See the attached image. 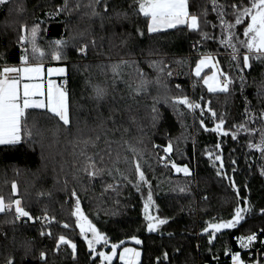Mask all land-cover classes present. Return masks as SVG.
<instances>
[{
	"label": "trees",
	"instance_id": "1",
	"mask_svg": "<svg viewBox=\"0 0 264 264\" xmlns=\"http://www.w3.org/2000/svg\"><path fill=\"white\" fill-rule=\"evenodd\" d=\"M219 2L230 4L237 0ZM119 3L130 19L115 29L111 25L101 28L98 18L89 20L86 15L91 11L87 7L89 0H68V10L59 15L49 13H55L64 0H10L9 4L0 5V67L20 63V26L27 24L31 28L39 24L37 43L46 53L41 62L66 68V76L60 80L67 79L68 82L71 115V124L63 126L50 113L45 115V110H29L31 142L15 148L0 146V196L6 202L20 199L33 217L47 214L55 218L50 224L41 219L13 224L8 222L13 219V213H0V264H8L10 258L14 264H45L40 259L41 252L45 253L47 264H93L87 244L75 226V217L71 215L75 201L71 197L73 190L80 198L85 215L111 243L125 241L120 248L131 245L141 251V264H156V258L162 257L164 252L169 254L171 264H231V256L225 254L226 247L232 252H240L243 260L255 248L264 255V244L261 243L264 241V231H261L264 229V214L261 213L264 209V176L260 175L264 159L259 151L247 147L250 141L258 143L260 130H264V121L259 118L264 110V66L253 59V67L241 73L235 61L229 63L228 52L219 45L220 29L212 27L213 23L219 22L216 13L211 11L210 0H190L191 13L199 15L205 7L209 9L207 19L210 23L203 30L215 36L196 47L193 44L200 40L198 33L183 28L149 34L147 18L142 14L133 15V9L129 7L133 0H119ZM18 4L24 8L20 14L16 11ZM97 11H103L102 4L97 6ZM204 19L201 16V21ZM226 19L233 21L234 18L229 15ZM246 24L247 20L237 26L241 40L245 39L243 28ZM137 28L144 32L143 36L137 33ZM56 39L70 41L64 50L66 59L61 61L50 56L49 43ZM92 41H95L94 45ZM84 44L88 45L86 56L77 51ZM245 51H240L241 63ZM207 54L215 55L219 67L233 79L229 93L208 92L203 79L192 73L197 57ZM122 60L128 63L121 64L119 75L114 78L111 65ZM153 61L163 62V72L149 66ZM140 73L152 83L146 91L136 93L133 89L140 80ZM207 73L209 70H204L201 77ZM241 75L246 81L243 92ZM157 77L159 84L155 83ZM89 80L108 87V97L98 110H94L95 102L88 99L92 91L87 83ZM166 95L187 96L201 104L203 116L201 109L189 111L184 106H180L183 115H178L170 104L164 103ZM155 99L160 100L156 107L162 118L153 126L151 109ZM246 102L249 113L256 117L247 124L249 129L257 130L253 135L241 131L233 140L231 135L218 136L201 128V120L206 127L212 128L223 116V129L235 132V125L248 119ZM209 107L217 113L215 120L207 111ZM110 109L115 111L110 112ZM110 115L112 119H108ZM97 135L100 139L95 146L82 142L95 140ZM124 141L134 146L139 154L142 170L151 185L156 216L169 220L156 232L146 231L143 206L148 186H142L139 191L133 186L137 179L134 171L137 156ZM169 141L173 151L161 161L159 157L165 156L163 148ZM217 143L222 146L223 172L235 180L240 197L250 202L252 213L246 215L237 228L218 233L213 245H208L207 234H202L208 222L229 220L238 203L248 207L242 200H237L229 179L216 175V167L207 153L212 151L215 155ZM117 154L120 159L114 165ZM87 156L96 160L97 167H115L119 171L90 179L82 170ZM99 156H104L103 164ZM232 160L236 163L232 164ZM171 162L187 165L192 175L185 177L175 172ZM13 183L17 185L15 194ZM184 186L187 191L180 192L179 188ZM65 223L68 228L63 227ZM41 231L51 232V235H41ZM169 233L173 235L169 236ZM251 233H256L258 239L250 249H241L236 237ZM60 235L77 245L75 259L67 245L57 250ZM132 236L143 243H132ZM214 256L217 259H213ZM98 263L96 257L95 264ZM113 264L121 262L116 257Z\"/></svg>",
	"mask_w": 264,
	"mask_h": 264
},
{
	"label": "snow or ice",
	"instance_id": "2",
	"mask_svg": "<svg viewBox=\"0 0 264 264\" xmlns=\"http://www.w3.org/2000/svg\"><path fill=\"white\" fill-rule=\"evenodd\" d=\"M9 2L10 0H0V5H7ZM210 2L211 11L216 13V20L219 22L218 24L213 23L212 27H219L220 29L219 45L223 46L225 51L228 52L229 63L231 64L235 61V66L239 68L241 73H243L245 69L253 67V59L264 66V0H237V2L230 4H221L219 0H210ZM101 4L103 5L102 12L97 11V6ZM76 7L79 8L80 5L77 4ZM87 7L91 9L90 13H86L89 20L98 18L101 28H104L106 25H111V27L115 29L116 26H123V24L130 19L127 10L121 7L119 0H89ZM129 7L133 9V15L142 14L147 18V32L149 34L160 33L169 29L182 30L183 28H186L192 33H198L200 36V40L196 41V43L193 44V47H196L197 44L203 41L215 39L214 35L203 30L204 27L210 23L207 19L209 9L205 7L199 15L191 13L189 10L190 0H133V4L129 5ZM66 10H68V0H64L63 6L58 7L55 13H49V15H59L60 12ZM16 11L17 14L22 13L24 11L23 6L18 4ZM229 15L234 18L233 21L226 19ZM201 16L205 17L203 21H201ZM246 20V27L243 28V36L245 39L241 40L237 34V26L243 25ZM20 31L22 34L18 36V42L22 47V55L20 56L19 65L5 64L0 67V146L12 148L20 146L25 142H31L33 132L32 129L28 127V117L30 115L29 110H45V115L50 113L53 118H58V123L62 122L63 126H69L71 124L67 79L61 84H57L53 80L48 79L46 88L43 83L44 66L41 61L46 53L37 43L40 25L34 24L29 28L27 24H22L20 26ZM136 31L140 36L144 35V32L139 28H137ZM92 43L94 45L95 41H92ZM124 43L127 44L128 41L125 40ZM69 44L70 41L66 39H56L51 41L49 43V47L51 48V59L56 61L66 59L64 50L69 47ZM28 46H30V50ZM229 49L231 50L230 52L228 51ZM241 49L246 50L242 56V63L240 57ZM77 51L81 55L86 56L88 45L84 44L79 46ZM33 60L37 62L33 63ZM127 63L128 61L122 60L119 64L111 65L114 78L119 75L121 64ZM162 63V61H153L149 66L158 72H163V68L161 67ZM218 65L219 61L216 60L214 56L210 54L203 55L196 64L194 70L195 76L203 79V83L207 87L208 92L229 93L234 81L231 76L223 72ZM205 68H212L214 71L211 75L201 77V73ZM54 73L66 76V68L58 67L47 69V75L49 77ZM168 75L171 76L172 73L169 72ZM239 78L241 82V92H243L246 83L245 77L241 75ZM87 83L92 90L88 99L95 102L94 110H98L102 106L101 102L106 101L108 97V87L101 86L100 84H93L90 80ZM150 83H152V81L147 80L145 75L140 73V80L133 91L136 93L146 91ZM155 83H160L159 77H157ZM163 86L167 88V85ZM129 87L131 88L132 86L129 85ZM177 88H179V85H177ZM157 103H160L159 99L154 100L151 109L153 113V126H155L156 122L162 118V114L156 107ZM164 103L170 104L178 115H183V113L180 112V106L186 107L189 111L201 109V115L203 116L204 114L201 104L191 101L187 96L166 95L164 97ZM80 107L83 108V105ZM114 111L115 109H110V112ZM207 111L210 112L213 120L217 118V113L210 107ZM245 114L248 119L241 124L235 125L236 131L232 133L223 129L225 123L223 116L219 117V122L215 123V126L212 128L206 127L203 120L200 121V125L206 132H212L218 136L231 135L232 139L236 140L241 131L248 133L249 136L257 131L256 129H249L247 127L249 120L256 119L255 116L249 113L247 102ZM259 118L264 121V110L261 111ZM108 119H112V116L110 115ZM86 122L87 121H85V123ZM113 123H115L114 120ZM116 130L118 131L119 129ZM124 131L127 132L128 130L125 129ZM99 139L100 137L97 135L95 140L89 139L82 142L85 145L91 143L95 146V142ZM124 143L127 144L130 151L137 156V159L134 161V171L137 179L133 186L137 191H139L144 185L148 186L147 197L143 206L146 231L149 233L156 232L162 225L168 224L169 220L168 218H160L159 216L151 214L150 209L154 206L151 185L146 178L145 172L142 170L139 162V154L135 147L128 141H124ZM154 147L160 146L154 145ZM247 147L259 151L261 153V158L264 159V130H260L259 142L252 143L250 141L247 144ZM215 149L218 150L215 155L212 151H208L207 154L212 161L213 166L216 167V175L221 178L229 179L230 186L233 188L237 200H242V202L248 205V207H241L238 203L231 219L221 220L220 222H208L202 231V234H207L208 236V245H213V242L217 239L218 233H222L223 230L237 228L243 221H245L246 215H251L252 213L250 202L246 198L240 197V189L237 187L235 180L228 177L227 174L223 172L224 162L221 144L217 143ZM172 151L173 144L169 141L167 146L163 148L165 156L159 157V159L161 161L166 160ZM81 154L84 155L83 152ZM96 155H99V153ZM109 156H111L110 152ZM119 159V154H117L114 165L119 162ZM99 160L100 163L103 164L104 156H99ZM125 161H127V157H125ZM231 163L235 164L236 161L232 160ZM167 166L168 165L165 164V167ZM171 167L175 169L177 173H183L185 177H190L192 175L187 165L178 167L174 162H171ZM82 170L87 173L90 179L102 177L105 174L112 175L114 170L117 172L119 171V169L115 167L112 169L97 167L96 160L92 156L86 157V166ZM235 170L236 169L233 168V172H235ZM260 175L264 176V168H261ZM124 179L128 178L124 177ZM129 182L131 183V181ZM108 187L111 188L112 185H108ZM245 187L247 186L245 185ZM179 191H187V186L180 187ZM12 192L14 194L17 192V185L15 183L12 184ZM71 197L75 198L73 205L74 210L71 212V215L75 217V226L79 228V235L87 244L93 264H95L96 257H99L100 264H113V260L118 254L117 250L121 245L125 244V241L110 244L109 237L102 231L98 230L96 225L85 215L81 207L80 198L75 190L71 192ZM205 199H207V197H205ZM0 213H13V219L8 221L13 224L18 221H23L24 223H27L28 221L35 222L37 219H41L50 224L55 219L54 217L50 218L47 214L42 217H33L31 213L26 211L22 206L20 199L6 202L3 196H0ZM261 213L264 214V209H261ZM63 227L68 228L69 225L65 223L63 224ZM261 231H264V229ZM40 234L50 236L51 232L45 233L41 231ZM89 234H91L90 238ZM172 235V233H169V236ZM131 239L136 245H141L143 243L142 240L136 236H132ZM257 239L258 237L256 233L236 237L241 249H250ZM261 243L264 244V241H261ZM62 245H67L71 249L72 257L75 259L77 255V245L64 235H60L56 244L57 250ZM98 245H102L103 247H108L110 245L111 251H97ZM176 251L179 252L180 249H176ZM225 254L231 256V264H248V262L242 259L240 252H232L231 249L226 247ZM141 255V251L136 248L124 247L123 250L119 252V261L121 264H141ZM40 259L44 260L45 264H47L44 252L40 253ZM213 259L217 258L214 256ZM165 261H167L168 264H171L167 252H164L162 257L156 258V264H164ZM8 264H14V261L10 258ZM253 264H260V261H254Z\"/></svg>",
	"mask_w": 264,
	"mask_h": 264
},
{
	"label": "rangeland",
	"instance_id": "3",
	"mask_svg": "<svg viewBox=\"0 0 264 264\" xmlns=\"http://www.w3.org/2000/svg\"><path fill=\"white\" fill-rule=\"evenodd\" d=\"M203 56V55H202ZM202 56H199V57H197V60H196V63H195V65L192 67V73L195 75V73H194V70H195V68H196V64L198 63V61H199V59H201L202 58ZM212 56H214L215 57V59H216V56L215 55H212ZM219 66V65H218ZM204 70H209V73H207L206 75H211L212 74V72L214 71V69H212V68H205ZM203 70V71H204ZM51 80H53L55 83H57V81L56 80H54V79H51ZM43 83H44V86L46 87L47 86V83H46V81L45 80H43ZM58 84V83H57ZM204 84V83H203ZM178 167H183V166H179V165H177ZM174 171H175V169H174ZM176 172V171H175ZM181 174H183V173H181ZM184 175V174H183ZM145 200H146V198H145ZM145 202V201H144ZM154 210H155V207L153 206L151 209H150V211H151V214L152 215H155L156 216V214H155V212H154ZM143 215H144V212H143ZM231 219V218H230ZM78 228V227H77ZM78 231H79V228H78ZM90 236H91V234H89V238H90ZM110 244H111V242H110ZM125 247H129V246H125ZM136 248V247H135ZM137 249V248H136ZM123 250V247L122 248H120V249H118L117 250V252H118V254H117V259H118V261H119V252L120 251H122ZM97 251H104V252H110L111 251V247H110V245L108 246V247H103L102 245H98L97 246ZM99 258V257H98ZM98 264H100V259H99V263Z\"/></svg>",
	"mask_w": 264,
	"mask_h": 264
},
{
	"label": "crops",
	"instance_id": "4",
	"mask_svg": "<svg viewBox=\"0 0 264 264\" xmlns=\"http://www.w3.org/2000/svg\"><path fill=\"white\" fill-rule=\"evenodd\" d=\"M16 65L18 66L19 64H16ZM43 66H44V80L46 81V83H47L48 79H54V80L57 81L58 84H61V83L64 82L63 80H60L62 75H59V74H56V73H54L51 77H49L47 75V69L48 68H58V67H64V66H62V65H56V66L55 65H43ZM131 241H132V243H135L133 240H131ZM129 247L135 248L134 246H131V245H129Z\"/></svg>",
	"mask_w": 264,
	"mask_h": 264
},
{
	"label": "built area",
	"instance_id": "5",
	"mask_svg": "<svg viewBox=\"0 0 264 264\" xmlns=\"http://www.w3.org/2000/svg\"><path fill=\"white\" fill-rule=\"evenodd\" d=\"M43 221V220H41ZM264 255H262L258 248H255L253 252L248 253L247 259H245L248 264H253L254 261H260V264H264Z\"/></svg>",
	"mask_w": 264,
	"mask_h": 264
}]
</instances>
